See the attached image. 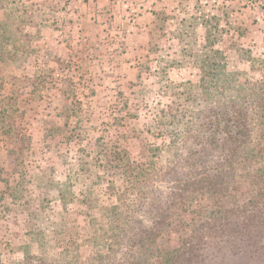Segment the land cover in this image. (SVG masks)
<instances>
[{
    "label": "rangeland",
    "instance_id": "374dc122",
    "mask_svg": "<svg viewBox=\"0 0 264 264\" xmlns=\"http://www.w3.org/2000/svg\"><path fill=\"white\" fill-rule=\"evenodd\" d=\"M22 1L36 6L37 25L27 29L33 40L20 38L17 45H31L33 52L21 67L2 70L0 93H9L14 77L22 79L30 147L18 152L0 141V264L22 263L27 224L42 231L46 245L55 244L58 208L34 178L23 195L10 197L5 188L13 172L29 178L42 170L77 195L116 150L148 161L150 149L168 139L170 128L156 126L155 116L178 98V85L198 84V57L223 51L228 69L244 73L247 91L260 87L264 70V0ZM7 13L1 9L0 19ZM205 30L213 46L203 45ZM171 159L163 152L157 162L163 192L180 172L167 168ZM70 208L69 223L85 229V206L76 201Z\"/></svg>",
    "mask_w": 264,
    "mask_h": 264
},
{
    "label": "trees",
    "instance_id": "16d2710c",
    "mask_svg": "<svg viewBox=\"0 0 264 264\" xmlns=\"http://www.w3.org/2000/svg\"><path fill=\"white\" fill-rule=\"evenodd\" d=\"M7 8L0 19V79L3 69L21 67L33 52L17 41L30 43L34 36L27 29L37 25L33 4L0 0V10ZM210 36L205 30V47L214 45ZM227 63L218 49L198 57V84L178 85V98L155 116L156 126L170 131L150 149L151 160L116 150L77 195L42 170L29 178L13 172L5 188L10 197L23 195L34 178L58 208L55 244L46 245L42 231L27 224L21 264H264V70L260 87L247 91L244 73ZM13 79L9 93H0V141L22 152L30 147L22 126L27 98L21 97L22 79ZM163 152L172 157L167 168L180 169L164 192L157 186ZM76 201L86 208L83 230L68 221ZM172 236L176 243L166 248Z\"/></svg>",
    "mask_w": 264,
    "mask_h": 264
}]
</instances>
